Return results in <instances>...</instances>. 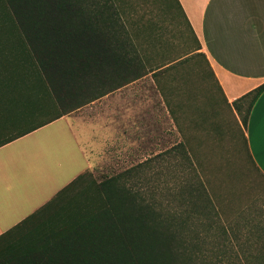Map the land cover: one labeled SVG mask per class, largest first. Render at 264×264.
Segmentation results:
<instances>
[{
  "label": "trees",
  "instance_id": "trees-1",
  "mask_svg": "<svg viewBox=\"0 0 264 264\" xmlns=\"http://www.w3.org/2000/svg\"><path fill=\"white\" fill-rule=\"evenodd\" d=\"M174 1L182 13L179 1ZM127 13L126 0H0V88H46L59 110L49 122L148 75L157 79L184 69L197 58L221 91L193 32L192 52L156 62L148 54L152 49L144 48L131 32ZM263 91L264 85L233 106L226 103L240 116L238 127L256 168L245 131ZM183 148L178 147L179 154H184ZM190 158L186 154L188 162L179 167L189 163L196 172ZM146 165L101 181L91 171L81 174L2 237L0 264H194L202 260L204 221L208 220L209 230L220 228L222 222L207 188L197 177L181 182L178 189L141 188L136 181L145 179ZM256 259L264 264V245Z\"/></svg>",
  "mask_w": 264,
  "mask_h": 264
},
{
  "label": "rangeland",
  "instance_id": "rangeland-1",
  "mask_svg": "<svg viewBox=\"0 0 264 264\" xmlns=\"http://www.w3.org/2000/svg\"><path fill=\"white\" fill-rule=\"evenodd\" d=\"M126 2L129 28L144 48L152 49L148 54L153 61L176 59L195 49L196 41L174 0ZM206 68L197 58L184 69L157 79L148 75L94 102L110 107L115 145L93 174L101 181L145 162V179L136 181L141 188L178 189L181 182L198 178L222 222L220 228L209 230L204 221L205 257L194 264H258L256 255L264 245V177L248 158L237 122L240 116L226 104ZM124 110L138 118V141L133 137L127 151L118 144L125 128L120 117ZM181 144L184 154L178 151ZM186 154L196 172L189 163L179 167L188 162Z\"/></svg>",
  "mask_w": 264,
  "mask_h": 264
},
{
  "label": "crops",
  "instance_id": "crops-1",
  "mask_svg": "<svg viewBox=\"0 0 264 264\" xmlns=\"http://www.w3.org/2000/svg\"><path fill=\"white\" fill-rule=\"evenodd\" d=\"M178 1L182 19L199 41V52L209 61L226 103L233 106L264 85V0ZM0 92H5L0 98L1 240L81 174L94 172L115 143L110 107L93 102L49 122L59 110L46 88ZM120 117L125 128L117 143L127 151L133 137L138 141V118L126 110ZM245 134L264 177V91L251 110Z\"/></svg>",
  "mask_w": 264,
  "mask_h": 264
}]
</instances>
